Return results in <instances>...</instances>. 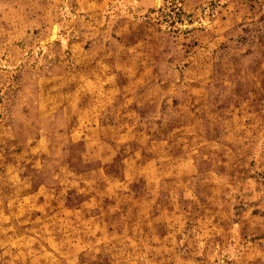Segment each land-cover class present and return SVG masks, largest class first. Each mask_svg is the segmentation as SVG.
I'll list each match as a JSON object with an SVG mask.
<instances>
[{"label":"rangeland","instance_id":"obj_1","mask_svg":"<svg viewBox=\"0 0 264 264\" xmlns=\"http://www.w3.org/2000/svg\"><path fill=\"white\" fill-rule=\"evenodd\" d=\"M0 264H264V0H0Z\"/></svg>","mask_w":264,"mask_h":264},{"label":"bare ground","instance_id":"obj_2","mask_svg":"<svg viewBox=\"0 0 264 264\" xmlns=\"http://www.w3.org/2000/svg\"><path fill=\"white\" fill-rule=\"evenodd\" d=\"M156 2H158L159 0H155ZM54 29H55V27H54ZM53 30V29H52ZM52 33V32H51ZM51 35V34H50ZM54 35V34H53ZM51 38H52V36H51Z\"/></svg>","mask_w":264,"mask_h":264}]
</instances>
